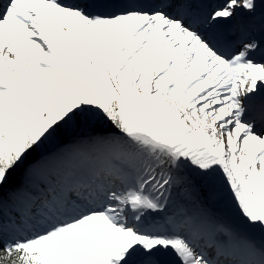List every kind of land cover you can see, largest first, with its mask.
I'll use <instances>...</instances> for the list:
<instances>
[{
	"label": "snow or ice",
	"instance_id": "1",
	"mask_svg": "<svg viewBox=\"0 0 264 264\" xmlns=\"http://www.w3.org/2000/svg\"><path fill=\"white\" fill-rule=\"evenodd\" d=\"M0 264H264V0H0Z\"/></svg>",
	"mask_w": 264,
	"mask_h": 264
}]
</instances>
